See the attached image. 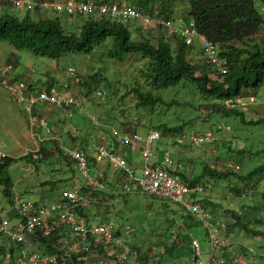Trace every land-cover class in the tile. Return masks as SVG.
Here are the masks:
<instances>
[{
	"label": "rangeland",
	"instance_id": "1",
	"mask_svg": "<svg viewBox=\"0 0 264 264\" xmlns=\"http://www.w3.org/2000/svg\"><path fill=\"white\" fill-rule=\"evenodd\" d=\"M254 3L257 10L264 15V0H254ZM165 5H169L174 10L173 17L170 19L178 18L183 11H187L188 7L187 2L180 0H165ZM5 8L8 9L5 12L19 18L24 16L26 10H29L25 8L16 9L10 6ZM86 15L72 14L70 16L64 12H40L42 18L57 17L63 28L69 32H78L79 26L84 22ZM102 16H109L114 19L109 14ZM33 17H35L34 14ZM131 24L132 26L128 24V27L134 33L133 28L138 25L135 22H131ZM157 28L159 29V27ZM168 34H171V32L168 31ZM110 42L111 39L107 38L105 44L96 48L91 54L69 53L56 59L34 55L26 50H15L7 42H0V67L6 62H12L15 64L16 73L20 74L24 80L29 77L33 84L37 86L36 88L44 90L46 85L50 84L52 85L51 92L56 96L61 98L73 97L78 100V105L52 109L50 112L48 111L51 106L43 105L40 111L38 108L33 109L31 116H29L10 99L6 90L0 86V156L5 154L17 158L8 169V176L16 185L15 187L22 191L20 196L24 200L35 201L39 204L44 202L41 197H46L49 194H52L50 198L57 199L63 190L73 184V179H76L77 184L85 188L86 191L83 192L90 200L88 206L83 209L86 216H90V218L84 217V219L87 221H100L103 217H106L107 221L114 225V231L119 232L118 237H114L118 238L120 245L128 242L136 243L142 250L152 247L151 264H190L192 255L187 257V262L179 259L172 261L163 256L162 242L167 245L170 244L177 236V230H184L180 219L174 214H169V219L166 224H163L162 219H165L166 216L163 214L164 211L161 206L162 198L142 194L135 189L127 193L124 192L122 189L123 181L119 184L116 183L117 177H114L115 174L111 172L112 170H110L107 162V166L103 164L106 169L105 174L100 171V169L104 170L103 166L98 165L97 168L96 165L90 166L92 169V171L90 170L91 174L94 173V177L105 186L103 189H93L85 187L84 180L79 176L75 167L72 170L59 158L60 170H63L64 173L56 168V159L45 160L34 166L21 158L25 154L37 153L40 142H44L45 145L49 146L50 143L46 144V142H50L51 139L58 140L57 142L64 151V148L85 146L81 136L86 135L87 141H90L89 135L94 132L100 135L98 140L94 138L93 141L96 142L112 136V130L128 136L133 134L145 136L150 130H155V127L159 124L174 126L200 114L199 110L191 106L180 107L160 104L152 113L148 112V107H136V100L131 89L144 83L139 70L144 69L146 60L139 53L127 55L123 61L109 59L105 56V52L110 47ZM191 47L195 52L198 49L196 45ZM196 54L199 57L200 52L198 51ZM98 70H100L99 72L103 77L100 82L91 88L79 85L78 80H84L88 75ZM72 72L74 76L69 75ZM217 73L220 74L218 71ZM213 76L217 77L216 74ZM31 81L27 80V82ZM146 88L148 86L144 85V89ZM97 91L101 92V95H98ZM159 92L165 101L174 99L180 102L197 103L200 99L198 91L189 82H181L175 87L165 88ZM241 102L244 105L238 107L243 109L246 120L264 117V108L256 109L257 113L250 108L249 97H242ZM39 112H42V114L39 115ZM209 121L195 120L186 123L182 130L178 132L163 133L155 130L159 133V138L151 143L152 151L159 161L167 155L173 161L172 164L177 161L182 169L189 166V169L186 168L187 170L181 172L188 178L197 177L201 174V161L209 168L214 166L211 169L216 171L223 172L226 168H231L240 174H245L254 167L264 164V154L250 155L248 153L249 151L256 152L259 149H264L263 124H243L235 117L223 118L219 116H214ZM104 129L106 131L110 129V131L106 133ZM204 130L212 131V141L202 147L192 145L188 140L189 133ZM73 137H77L79 140L73 143ZM27 142L33 145L31 147V149L34 148L33 151L26 147ZM86 148V153L89 156H94L95 151L92 149L90 154L88 152L90 146ZM122 149L129 151L127 156H129L130 161H126L125 158L124 160L128 168L134 172V175L139 177L142 168L139 152L131 151L128 146ZM207 149L211 152V155L204 151ZM120 150L118 149V153ZM114 170L121 172L117 169ZM111 174L114 175L112 179L109 178ZM120 175L118 173V176ZM57 179H61V181L56 183L52 193L48 191L49 185L39 186L43 181ZM70 180H72L71 185H69ZM115 183L116 185H114ZM240 184L243 185L235 176L213 180L207 175L198 184V187H201L203 191L201 194L194 196L195 198L199 200L206 197L220 205L214 211V215L209 209H206L215 219L213 220L214 223H216L215 221L219 222L218 227L222 228L223 224L231 227L232 220L230 216L224 214L225 209H234L236 212L246 210L248 217L251 218L257 212L244 206H258L264 202L262 196L264 181H261L253 190H249L241 196H236L231 188ZM109 187L112 189L110 190ZM16 188L13 187L12 190ZM2 189L3 187L0 185V213L7 214L10 211V206ZM93 191L95 194H92ZM12 196L13 194L9 197L10 203ZM48 200L49 198L46 199V202ZM166 203L175 212L185 213V209L179 203L170 200H166ZM205 206L210 208L207 205ZM224 226L223 229L225 230ZM167 228L169 229L166 230ZM204 231L205 229L200 223L198 228L189 231V236L193 234L200 241L201 260L204 263L217 264L214 262L217 259L216 256L219 260L222 259L221 247L211 251ZM226 233L230 242L227 251H232L230 256L232 264H264V258L258 260V258L252 256L244 257L238 249V246H242L257 255H263L262 247L259 245H264V241L251 239L237 227L233 229L232 233L229 231ZM60 235H64L60 239V244L69 241L65 231L60 232ZM3 241L5 242L6 239L1 237L0 242ZM35 245L40 247L38 243H35ZM110 245L112 244L108 243L105 246ZM5 246L7 247V245ZM40 248L38 251H41ZM127 254L123 264H125ZM99 256L97 251L94 250L91 256L85 259L82 264H97ZM130 264L136 263L131 261Z\"/></svg>",
	"mask_w": 264,
	"mask_h": 264
},
{
	"label": "trees",
	"instance_id": "2",
	"mask_svg": "<svg viewBox=\"0 0 264 264\" xmlns=\"http://www.w3.org/2000/svg\"><path fill=\"white\" fill-rule=\"evenodd\" d=\"M94 1L98 4L102 2H125L144 15L166 19L172 18L174 14L173 8L169 5H165V0ZM180 1H185L188 4L187 11H183L180 16L184 19L191 18L194 21V27L197 32L216 45L218 56L226 59L228 63V72L226 74H218L205 57L201 54L197 57L198 54L196 53L198 50H196V52L195 50L193 51L192 47L187 45L181 37L175 34H168V29L164 27L160 26L158 29L152 27L146 28L138 25L133 28L134 33H132L128 27V24L132 26L130 22H118L109 16H99L96 12L86 15L84 22L79 26L78 32H69L63 28L57 17L42 18L40 16L41 11L66 13L65 10H41L39 7H34L33 9L26 10L24 16L21 18L8 12L0 11V42H7L15 50H26L34 55L56 59L63 54L69 53L91 54L96 48L103 46L107 38H110V47L105 52L107 58L123 61L127 55H132L134 53L141 54V57L146 60L144 69L141 68L139 70L144 83L131 89L136 100V107H148V112L151 113L160 104H165L167 106L177 105L180 107L191 106L200 111V114L195 118L184 120L178 125H157L155 130L163 133L181 131L186 123L195 120L210 122V118L214 116L223 118L235 117L242 121L243 124L264 125V117L246 120L243 109L238 106L230 107L225 104L226 100H233L244 96H255L264 83V15L257 10L254 0ZM0 2L4 4L3 0H0ZM33 14L35 17H33ZM12 64L15 67V64ZM99 71L100 70L88 75V80H86L87 78L78 80L79 85L91 88L93 85L100 82L103 77ZM214 74H216L217 77H214ZM17 76L24 79L18 73ZM27 80L31 81L29 77ZM181 82H189L195 87L200 95V99L197 103L188 101L180 102L174 99L165 101L162 98L159 92L160 90L175 87ZM28 84L33 88L37 87L32 81L28 82ZM144 85H147L148 88L144 89ZM51 89L52 85L48 84L44 90L50 93ZM41 114L42 112H39V115ZM104 130L106 131V129ZM109 131L110 129L106 132ZM85 136L86 135L81 136L85 146H81L78 149L86 153V147L90 146V143L87 141V136ZM72 139L73 143L79 140L77 137H73ZM57 141L56 139H51L50 142H46V144L50 143L49 146L45 145L44 142H40L37 153L25 154L22 155L21 158L27 160L28 163L34 166L45 160L56 159V168H59L58 171L61 168L59 166V159H61L74 170L73 160L68 157ZM126 152L129 151L126 150L125 153ZM248 153L250 155H260L264 154V149H259L256 152L249 151ZM16 159L17 158L5 154L0 156V185L3 187L2 191L8 203L10 202L9 197L12 194L13 188V181L10 176H8V169ZM87 159L90 162V166H95L96 161L92 156L88 155ZM126 160L130 161L129 157L126 158ZM200 163L202 171L197 177L188 178L179 171L174 172L191 188L197 187L202 178L206 175L213 180L235 176L243 183V185L240 184L239 186L236 185L231 188L236 196H241L243 193L253 190L261 181H264V164L254 167L245 174H240L236 173L231 168H226L223 172L216 171L209 168L203 161ZM119 171H121V175L118 176L117 174V178H120L123 182L128 180L126 173L122 170ZM60 172H63V170H60ZM58 181H61V179L43 181L39 186L49 185L50 188H48V191L52 193ZM71 181L72 180H70L69 185L72 184ZM129 183L134 186L133 181H129ZM134 187L136 188V185ZM81 191L83 192L86 190L84 187H81ZM202 191L201 189V191H196L193 193L194 195H192L197 196L201 194ZM92 194H95L94 191ZM262 196L264 197V193ZM204 198L206 197L199 200L197 199V201L205 209H209L214 215V211L220 205L213 202L211 199ZM161 200L163 201L161 203L164 211L163 214L166 216L165 219H162V223L166 224L169 219V214H174L180 219L184 229L183 231L177 230L178 234L170 244L167 245L162 242L163 256L172 261L179 259L187 262V257L190 256L192 252L189 231L198 228L200 226V221L187 211H185V213L175 212L166 203L167 199ZM205 205L210 208H207ZM244 207L256 211L257 214L249 218L246 210L236 212L234 209H225L224 214L230 216L232 220L231 227H228L227 224L224 226L223 224L226 232L229 231L232 233L233 229L237 227L251 239L264 241V202L258 206L249 205ZM77 212L82 217H87L83 210H78ZM87 218H90V216ZM100 221H107V218L103 217ZM168 229L169 228L166 230ZM61 230L62 229L59 227H54L47 236L33 240L34 243L40 244L41 248L38 247L41 249L40 253L42 255L58 254L54 264L84 263V252H78L67 256L59 251L61 245L60 239L64 236L60 235L59 232ZM204 234L206 235L205 231ZM117 235H119L118 231L116 232V236ZM5 245H7L8 248ZM128 245L129 252L125 264H130L131 261L136 264H151L153 254L152 247L142 250L136 243L132 244L128 242ZM259 246L262 247L263 255H257L242 246H238V249L244 257L252 256L260 260V258H264V245ZM15 250L16 246L12 242L7 240L5 242H0V264L7 256L12 258ZM221 250L222 259L219 260L217 258L214 262L217 264H232L230 257L232 251H227L228 248L226 247L221 248ZM96 251L100 256L106 255L102 244L98 245Z\"/></svg>",
	"mask_w": 264,
	"mask_h": 264
},
{
	"label": "built area",
	"instance_id": "3",
	"mask_svg": "<svg viewBox=\"0 0 264 264\" xmlns=\"http://www.w3.org/2000/svg\"><path fill=\"white\" fill-rule=\"evenodd\" d=\"M4 4L13 8L33 9L39 7L41 10L52 9L55 11L65 10L68 15H84L96 12L99 16L109 14L118 22H135L144 27H164L171 34L181 37L187 45H196L200 54L205 57L220 74L228 72L226 59L218 56L216 46L205 36L198 33L194 27V21L178 17L176 19H166L157 16L144 15L135 10L125 2H102L96 3L94 0L79 1H43L35 0H3ZM179 20V21H178ZM32 71V69H30ZM74 75V73H69ZM0 86L6 90L10 99L18 105L27 115L31 116L33 109L41 110V106L49 105L52 109L78 105V100L73 97L61 98L53 92L33 88L24 79L17 76L16 68L12 63H6L0 67ZM98 95L101 92L97 91ZM253 99L249 97L251 102ZM227 106H241V98L226 100ZM94 120V119H93ZM47 132H49L47 130ZM112 136L104 138L98 143H92L91 147L95 151L92 156L95 161H106L113 169L122 170L126 173L128 180L123 182L124 192H130L132 188L129 181H133L136 190L142 194L155 196L179 203L185 211L193 215L204 227L208 245L211 251L218 248H227L230 244L226 231L218 227L217 221L214 223L212 214L203 208L192 194L201 191V187H189L182 181L180 176L171 170L172 160L164 159L163 162L155 164V155L151 149V143L159 138V133L150 130L145 136L140 134L124 135L112 130ZM118 135V136H117ZM213 134L211 130L191 131L188 140L196 147H202L211 142ZM128 146L132 151H138L142 168L139 177L128 168L124 158L118 153V149ZM64 152L73 160L74 167L79 176L84 180L85 187L93 189H103L104 184L98 181L87 159L88 154L78 148H64ZM151 161V163H150ZM213 168L214 166H210ZM187 168V167H186ZM185 168V169H186ZM187 170V169H186ZM77 180L73 179V184L62 191L57 199L49 198L42 203L26 201L20 196L18 189H13L10 211L7 214L0 213V238L12 242L16 246L14 256H7L1 264H54L58 254H41L39 248L33 240L47 236L54 227H59L65 231L69 238L68 242L61 243L59 251L64 255L84 252L85 259L91 256L98 245L104 247L105 256H99L97 264H123L124 258L129 251L128 243L120 245L114 225L109 221L92 222L87 221L77 211L88 206L90 200L81 191ZM59 232V233H60ZM191 238V264H208L201 260L200 241L190 234ZM35 237V238H34ZM118 237V236H117ZM112 245L106 247L105 245ZM93 247V248H92ZM236 262H238L236 260Z\"/></svg>",
	"mask_w": 264,
	"mask_h": 264
},
{
	"label": "crops",
	"instance_id": "4",
	"mask_svg": "<svg viewBox=\"0 0 264 264\" xmlns=\"http://www.w3.org/2000/svg\"><path fill=\"white\" fill-rule=\"evenodd\" d=\"M5 7H7L5 4H3L2 2H0V11H5V10H8L7 8H5ZM251 98H253V101L250 103V108L255 112V113H257V111H256V109H258V108H264V83H263V85H262V87L257 91V93H256V95L254 96H252ZM107 133V132H106ZM162 136V135H161ZM165 136V135H164ZM26 139H27V137H25ZM32 138H33V136H32ZM94 138H97V140H98V138H100V135H99V133H97V132H94L93 134H91V135H89V143H90V150L88 151L90 154H91V150L93 149V147H91V144L92 143H98V142H96V141H93L94 140ZM28 141V140H27ZM33 145L31 144V143H29V142H27V146L26 147H29L30 149H31V147H32ZM123 148V147H122ZM34 150V148H32L30 151H33ZM121 150H122V152H121ZM120 151H119V153L122 155V157L123 158H125V160H126V158H128L129 156H127V153H129V152H126L125 153V151H126V149H121ZM132 151V150H131ZM205 152H208L210 155H211V152L207 149V150H204ZM133 152H135V151H133ZM123 153V154H122ZM154 153V152H153ZM207 153V154H208ZM154 155H155V153H154ZM155 157H156V155H155ZM166 158H169L167 155H166V157L164 158V159H166ZM141 159V158H140ZM164 159L163 160H160L159 161V159H158V157H156L155 158V160L153 161V163H155V164H158V163H161V162H163L164 161ZM202 160V159H201ZM127 161V160H126ZM173 162V161H172ZM197 163H198V161H197ZM106 165L107 163H106V161H104V160H102V161H100V162H97L96 161V168H97V166L98 165H101V166H103L104 167V170L103 169H100V171L101 172H103L104 173V171L106 170L105 169V166L104 165ZM108 166H109V164H107ZM106 165V166H107ZM178 166H179V169H178ZM100 167V166H99ZM188 169H189V166H186ZM185 167V168H186ZM101 168V167H100ZM109 168H110V170H112L111 172H114V174H115V176L114 175H112L111 174V176H109V178L110 179H112V177L114 176V177H117V174L118 173H120V172H118V171H116V170H114L113 168H111L110 166H109ZM185 168L184 169H182V167L180 166V165H178L177 164V161L175 162V163H173L172 164V166H171V170L174 172V171H179V172H182V170H185ZM108 170V169H107ZM91 171H92V169H91ZM117 173V174H116ZM105 174V173H104ZM117 181H116V183H121L122 182V180L120 179V178H117L116 179ZM116 183L114 184V185H116ZM113 185V187H115ZM129 185H130V183H129ZM16 185L15 184H13V187L14 188H16L15 187ZM134 186H135V184H134ZM134 186H132V185H130V187L132 188V189H135L136 190V188L134 187ZM16 189H18V188H16ZM109 189L111 190L112 188L111 187H109ZM19 191H20V194L22 195V191L20 190V189H18ZM113 192V191H112ZM50 195H52V194H49V195H47L46 197H41V199L42 200H46L47 198H50ZM92 222H99V221H92ZM212 255V254H211ZM217 258H218V256H216Z\"/></svg>",
	"mask_w": 264,
	"mask_h": 264
}]
</instances>
